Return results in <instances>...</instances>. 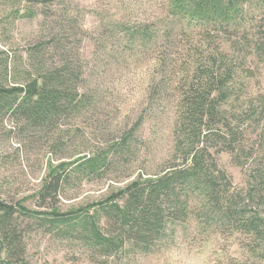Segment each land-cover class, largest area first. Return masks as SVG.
Listing matches in <instances>:
<instances>
[{"label":"trees","instance_id":"16d2710c","mask_svg":"<svg viewBox=\"0 0 264 264\" xmlns=\"http://www.w3.org/2000/svg\"><path fill=\"white\" fill-rule=\"evenodd\" d=\"M22 1L15 16H39L38 36L23 65L0 49V119L47 158L32 207L0 198V264H29L24 221L77 242L94 264L156 253L191 222L246 235L264 264V165L237 191L215 157L243 167L245 129L263 119L264 91L251 83L264 69V0H150L153 17L138 16L143 0H111L117 12L110 2L0 0ZM136 73L137 99L120 90L139 85ZM104 177L114 184L100 198L61 208Z\"/></svg>","mask_w":264,"mask_h":264},{"label":"rangeland","instance_id":"374dc122","mask_svg":"<svg viewBox=\"0 0 264 264\" xmlns=\"http://www.w3.org/2000/svg\"><path fill=\"white\" fill-rule=\"evenodd\" d=\"M70 1L84 7H107L110 2L108 6L113 7L112 10L117 12V8L111 0ZM143 1L145 4L141 5L138 16L153 17L156 12H159L153 9L150 0ZM25 6H27L25 1L14 5L0 2V49L10 57L17 59L15 63H21V65L25 63L26 48L38 36L40 19L39 16L33 19L17 18L14 12L18 9L22 10ZM85 23L90 27L94 23V19L88 16ZM86 50H91L89 44L86 45ZM251 58L253 60L252 56L248 57L250 60ZM145 70H140L141 74L145 73ZM138 79L139 73H136V80ZM140 88V81L136 87L135 80H133L130 85L121 86L120 90L137 99L141 96ZM251 91L254 94L264 91V69L257 80L254 79V82L252 80ZM262 111L263 119L259 126L257 128L247 126L245 129L243 146L245 152H249L251 157L247 159V163L243 167L235 165L231 155L227 152L215 154L220 168L228 174L232 186L237 191L251 189L250 185L253 181L249 174L256 170L257 165H264V109ZM13 127L14 123L11 121L7 119L1 121L0 119V198L10 203L23 201L26 206L32 207L34 200H31L29 196L37 188L39 180L44 174V163L47 156L44 149L41 148V144L37 143L31 148ZM88 138L92 140L93 136L89 135ZM168 146L169 143L165 141L162 145V152L150 156L147 162L149 170L155 169ZM112 183L114 184L109 180V177L83 181L68 193L70 199H63L61 208L78 206L87 201L98 199ZM255 200V198L254 201L250 200V206L256 205L257 201ZM24 224L25 221L19 226V231L25 244L23 256L29 264H94L88 258L84 248L77 242L61 240L53 231H48L42 226H23ZM212 230L205 229L204 226H196L194 222H191L189 231L179 234L171 246L147 256H137L136 259L122 264L261 263V250L255 251L256 255L251 253L254 248L259 246V244H254L251 238L237 231L231 233L228 230L223 232H212Z\"/></svg>","mask_w":264,"mask_h":264}]
</instances>
